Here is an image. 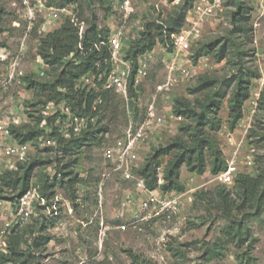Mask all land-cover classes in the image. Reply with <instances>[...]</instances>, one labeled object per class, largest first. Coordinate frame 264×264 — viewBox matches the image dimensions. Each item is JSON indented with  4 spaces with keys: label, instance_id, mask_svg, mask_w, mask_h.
<instances>
[{
    "label": "rangeland",
    "instance_id": "1",
    "mask_svg": "<svg viewBox=\"0 0 264 264\" xmlns=\"http://www.w3.org/2000/svg\"><path fill=\"white\" fill-rule=\"evenodd\" d=\"M221 1V14L196 15L197 24L185 21L183 25L193 30L192 55L182 61L170 96L158 98V111L166 125L153 136L142 162L155 148L167 146L175 139L192 144L190 134L196 120L193 116L177 114L176 99L200 108L215 95L220 104L219 111L213 113L218 127L208 123L206 135L216 141L226 166L234 161L239 173L263 177L261 209L254 206L234 209L231 218H226L218 207V191L225 186L232 198L239 199L232 185L219 183L216 174L211 172L214 152L210 147L205 149L206 171L203 174L183 164V191L163 187L164 170L178 150L161 158L158 172L163 180L156 192L165 198L180 197L179 212L170 216L142 209L141 194L126 197L122 171L115 170L117 162L105 154V148L117 143L131 120L142 121L151 95L165 81L167 65L160 57L163 45L154 49L156 53L149 61V74L140 93L131 90L134 100L129 102L122 94L109 93V100L100 106L99 132L79 151L65 152L50 139L47 133L51 130L39 138L20 143L16 133L44 129L43 124H37L35 116L50 102L43 93L36 95L30 84L35 80L53 82L66 68V62L56 68L47 65L45 71L38 70L45 19L40 16L29 29L21 16L19 0H0V84L9 70L16 72L12 85L6 90L0 89V106L12 108L13 97L19 93L29 97L24 105L23 120L14 125V132H10L14 143L24 146L27 154L12 170L33 164L29 188L24 193L11 192L7 188L0 193V257L2 254L10 256L11 242L16 238L25 254L19 260L10 259L0 264H264V109L260 107L264 90V0H242L247 4L245 16L248 20H244L243 25H247L248 30L236 32L233 31L236 28L233 23V12L237 11L235 0ZM184 3L185 0H138L134 20L169 21ZM74 7L79 21L85 23V31L93 20L99 28L111 27L118 17V12L108 11L107 4L100 2L92 8L87 5L82 9ZM227 38L244 50L246 66L259 73L250 85V98H259L257 111L252 113V99L249 98L243 108V117L234 128L229 117L234 83L229 87L222 85L225 79L236 74L232 62L237 58L231 43L226 57L220 59L218 56ZM210 44H213L212 49L195 59L197 50ZM4 55L6 58L2 60ZM208 78L219 83L193 91ZM192 164H196L195 160ZM53 179L56 180L55 193L47 197L52 191ZM28 192L35 195L30 219L22 226L9 224L21 206L20 198ZM132 208L135 214L131 213ZM236 221L246 232L242 241L235 236ZM43 238H47L45 242ZM38 241L42 243L36 245Z\"/></svg>",
    "mask_w": 264,
    "mask_h": 264
},
{
    "label": "trees",
    "instance_id": "2",
    "mask_svg": "<svg viewBox=\"0 0 264 264\" xmlns=\"http://www.w3.org/2000/svg\"><path fill=\"white\" fill-rule=\"evenodd\" d=\"M196 0H185V3L179 7L173 16L167 20H146L143 23L142 29L139 32V37L133 40L127 48V57L135 60V69L137 68V60L140 56L152 51L158 45H163L171 50V35L182 29L188 10H190ZM107 4V10L113 11L112 0H51L50 4H57V6H74L78 9H82L84 5L92 8L96 3ZM237 5V11L233 12V23L236 25L234 32L238 30L247 31L248 26L243 25L246 18L247 4L242 0H235ZM110 34V27H102L96 24L93 20L90 27L84 32L83 37H80L79 28L71 21H64L57 29L49 32L42 40V46L40 47V55L45 64L51 68H56L60 64L66 62V68L61 71L59 76L53 82H41L33 81L30 87H34L36 95H46L47 101H60L62 99L72 106L74 110L78 112H86L92 104L95 94L94 93H81L75 90V84L79 78L90 72L98 75L103 71H107L110 67V51L105 45ZM230 41V42H228ZM231 38H227L225 44L220 47L219 58L226 57L228 46L231 43V49L235 52L237 60L232 63L236 69V74H233L230 78L225 79L222 85L229 87L233 84L232 96L230 99V113L229 117L232 120V127L241 120L243 117V108L245 102L250 98V85L253 78H257L259 73L253 67L246 66L244 61L245 52L237 45ZM80 44L82 48L80 47ZM213 44L208 46H201L195 53V59L203 55L204 52H209L212 49ZM209 48V49H208ZM219 83L214 78H208L193 91H202L212 87L214 84ZM65 88L62 92L60 89ZM134 87H131L134 92ZM109 93L103 94L104 101L109 100ZM136 93V92H134ZM225 91L223 92L224 95ZM86 101L87 108H83V104ZM175 111L179 115L186 117H194L196 124L190 134V141H184L181 138L175 139L167 146L155 148L150 152L144 163L139 167L138 174L145 177L146 185L148 189L157 191L159 187V172L158 169L161 166V158L173 153L174 149L178 152L173 154L172 158L168 162L167 167L164 170V183L162 186L165 190H177L183 191L185 189L183 182L181 181V168L183 164H186L192 171L197 170L199 174H203L206 171L205 165V149L211 148L213 150V165L211 172L217 174L223 170L226 166L225 159L222 152L219 150L216 141L208 137L205 131V127L208 123L216 128V124L213 113H217L220 109V104L216 102V96L212 95L209 101L202 104L200 108L186 105L181 99L175 100ZM49 103V102H48ZM46 103L44 106H46ZM183 106H179V105ZM260 107L264 109V90L262 92ZM37 124H42L46 121V124L50 126L51 132L47 133L59 147H62L65 152L76 153L81 149L86 141L95 137L99 132L97 126L85 130L81 135L75 136L69 140H64L58 133L54 124L55 116L44 118L41 112L36 116ZM100 121V120H99ZM16 127L10 126L9 131L14 132ZM46 134L45 129H31L27 133H16V138L20 143H26L28 140L39 138ZM195 160L196 164H192ZM77 161V160H76ZM74 160L73 162L76 163ZM33 164L29 167L20 166L16 170H6L0 175V193L5 192L4 188H7L11 192L20 191L19 194L24 193L29 188L30 171ZM22 170L24 171L22 173ZM65 174L68 172H64ZM263 184L262 176H252L248 173H238L235 177L233 188H235L237 198L236 201L232 198L231 191L225 186L221 187L218 191L219 200L218 207L224 213L226 218H231L234 209L245 207H262V197L260 196V188ZM52 191H49L47 197L54 196L53 188L56 186V180L53 179L50 183ZM14 199V197L12 198ZM237 229L234 230L235 236L240 241L245 239L246 232L241 226L240 222L236 221ZM231 234V228L228 231ZM16 239H12L10 256L2 254L0 257V263L8 260H19L25 254L20 249V243ZM47 238H43L45 242ZM42 243L38 241L36 245Z\"/></svg>",
    "mask_w": 264,
    "mask_h": 264
},
{
    "label": "built area",
    "instance_id": "3",
    "mask_svg": "<svg viewBox=\"0 0 264 264\" xmlns=\"http://www.w3.org/2000/svg\"><path fill=\"white\" fill-rule=\"evenodd\" d=\"M51 0H19L21 6V16L27 21L31 29L39 19H45V29L41 33V38L57 29L64 21L69 20L79 28L80 37L85 32V23L79 21L76 8L74 6H55L50 4ZM113 11L118 12L110 27V34L105 45L110 51V67L98 75L86 73L82 75L75 84V90L89 94L94 93L95 98L86 112L74 110L67 100L51 101L43 106L41 113L44 118L55 116L54 124L59 135L64 140H69L75 136L81 135L85 130L95 128L100 120V106L104 102L103 94L105 92H114L122 94L130 102L134 100L131 97V87H134L136 93H140L144 81L149 74V61L155 55L156 50H152L137 60L135 69V60L127 57V48L130 43L139 37L144 21L140 18L134 20L137 12L138 0H113ZM223 12L221 0H197L194 6L188 10L186 21L191 24H197L196 15H217ZM196 28V27H194ZM193 30L186 27L171 35V50L162 47L161 60L167 65V77L162 84L156 87L151 95L150 101L146 106L145 116L142 121L131 120L123 132V136L118 139L113 146L105 148V154L115 159L117 166L115 170H121L124 178L133 180L134 186L141 194V208L153 210L156 215L177 213L180 210V197L165 198L157 194L156 191L148 189L145 177L138 174L139 166L134 162L135 151L145 145L146 149L150 147V141L157 130L166 125L165 118L158 111V98L161 96L167 98L176 85V74L180 69L182 61L188 60L192 55L194 36ZM80 47L82 48L81 44ZM6 56H2V60ZM47 64L39 60L38 70L45 71ZM16 79V72L9 70L5 81L0 84V89H8ZM62 92L65 88L60 89ZM29 99L28 94L19 93L13 97V107L6 108L0 106V175L6 170L12 169L14 165L25 159L27 151L24 146L14 143L13 137L9 131L10 126L18 125L25 116V104ZM250 107L252 113L257 111L258 97H251ZM86 101L83 108L86 110ZM251 118L249 119V123ZM45 131L51 128L43 121ZM161 167H159V171ZM239 173L235 162H230L225 169L215 175V179L226 186L233 185L236 175ZM159 178V184L162 182ZM35 195L31 192L25 193L20 198V208L10 220L9 224L22 226L31 216V205ZM43 201L44 198H41ZM104 227V222L101 221Z\"/></svg>",
    "mask_w": 264,
    "mask_h": 264
},
{
    "label": "crops",
    "instance_id": "4",
    "mask_svg": "<svg viewBox=\"0 0 264 264\" xmlns=\"http://www.w3.org/2000/svg\"><path fill=\"white\" fill-rule=\"evenodd\" d=\"M146 147L145 145H143L142 147L138 148L136 151H135V154H134V162L140 167L144 162H142V156H143V153L146 152ZM121 176H122V179L123 180H126L125 181V185L123 186L124 188V191L126 192L125 195L126 197H139L140 196V191L138 189L135 188L134 186V183H133V180H129V179H125L123 178L124 175H123V172H121ZM125 195H124V198H125ZM138 200V199H137ZM130 205V204H129ZM130 210V209H129ZM130 212V211H129ZM131 213L132 214H135V211L134 209L132 208L131 209Z\"/></svg>",
    "mask_w": 264,
    "mask_h": 264
}]
</instances>
